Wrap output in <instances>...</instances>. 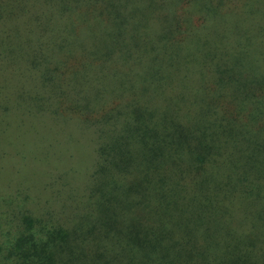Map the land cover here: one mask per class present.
Here are the masks:
<instances>
[{"label": "trees", "instance_id": "1", "mask_svg": "<svg viewBox=\"0 0 264 264\" xmlns=\"http://www.w3.org/2000/svg\"><path fill=\"white\" fill-rule=\"evenodd\" d=\"M5 163L0 264H264V0H0Z\"/></svg>", "mask_w": 264, "mask_h": 264}, {"label": "rangeland", "instance_id": "2", "mask_svg": "<svg viewBox=\"0 0 264 264\" xmlns=\"http://www.w3.org/2000/svg\"><path fill=\"white\" fill-rule=\"evenodd\" d=\"M38 130L39 129L36 126H32V125L26 124V126L24 128L20 129V132H18V131L17 132H18L19 136L22 139L28 137V138L34 140L35 137H38ZM30 136H32V137H30ZM17 146L20 149H22L21 146H20V144H17ZM68 148L70 149V145H65V147H63L62 151H64V152H65V150L68 151ZM38 150H39L38 147L31 146L30 147V154H31V156L39 154L38 153ZM38 160H40L39 159V156H38ZM5 165H6L7 172L4 171V172H1V174H0V199L8 198L13 193V191H12L11 188H7L6 187V183H7V181H10V179H11L12 176H14L13 174H16V173H14V171L12 170V168H8L7 167V163H5ZM1 166H3V163L1 164ZM26 168H27V166H23V165L17 166V171L20 170V172L24 173L29 178V180L33 184L34 188L36 190H38V191L40 190V182H44L43 183L44 185H46V186H48L50 188H53V185L57 184L60 181V178H59V179H57V183H54L52 181H49L48 182L49 175L46 174V173L45 174L44 173L42 174V175H44L42 178H40V176L36 178V175L37 174H35V176H34V175L30 174V173H27L28 169L26 170ZM29 172H30V170H29ZM58 174H59V172H58ZM32 177H33V179H32ZM1 184H2V186H1ZM34 188H33V192L35 191ZM50 190H52V189H50Z\"/></svg>", "mask_w": 264, "mask_h": 264}]
</instances>
